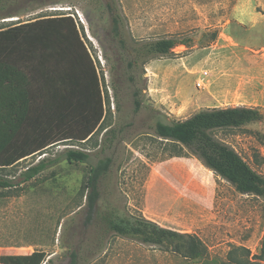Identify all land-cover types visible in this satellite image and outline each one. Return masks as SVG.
I'll return each mask as SVG.
<instances>
[{"label":"rangeland","instance_id":"1","mask_svg":"<svg viewBox=\"0 0 264 264\" xmlns=\"http://www.w3.org/2000/svg\"><path fill=\"white\" fill-rule=\"evenodd\" d=\"M106 1L0 0V27L60 13L77 21L106 106L109 99L111 113L102 125L116 130L123 125L111 148L103 149V130L98 128L90 138L72 137L0 170L12 177L41 156L56 162L17 189L0 188L5 191L0 194V254L39 251L47 264H68L76 249L79 264H221L234 246L247 248L250 258L259 255L264 196L237 192L187 148L155 136L150 125L153 114L170 122L213 107L244 105L264 114V0H113L134 39H191L188 47L177 45L173 53L145 64L143 107L137 114L125 88L116 97L111 88L114 54ZM12 62L8 83L22 106L54 124L65 107L55 111L49 101L58 97L45 93L41 98L26 90L31 58ZM212 134L264 174V119ZM67 147L85 150L88 161H67ZM105 156H112L113 165L99 182L98 212L89 221L82 185L88 168ZM112 210L193 233L205 244L206 254L190 258L176 251L179 240L156 245L106 231L97 216ZM258 261L264 264V257Z\"/></svg>","mask_w":264,"mask_h":264},{"label":"trees","instance_id":"2","mask_svg":"<svg viewBox=\"0 0 264 264\" xmlns=\"http://www.w3.org/2000/svg\"><path fill=\"white\" fill-rule=\"evenodd\" d=\"M104 9L109 16L108 35L114 54L110 66L111 88L116 97L124 87L125 93L132 97V111L137 114L143 107L145 87L141 80L144 79L145 64L173 53L177 45L188 47L191 39L160 37L136 40L113 0L106 1ZM81 34L77 21L67 13L42 15L0 27V170L13 167L29 156L42 155L49 147L72 137L90 138L98 128L103 130V149L111 148L123 130V125L117 130L110 124L102 125L111 113L109 99L107 96L106 106L100 78ZM22 57L32 60V78L30 82H24L26 90L41 98L45 93L58 97L57 101H49V106L55 111L60 109V112L65 107L60 119L52 125L47 123V115V120H40L22 106L20 96L9 86L8 77H12L15 66L12 61L17 62ZM65 98L70 100L64 102ZM116 104L120 109V103L117 101ZM51 110L48 109L49 112ZM41 112L45 114V110ZM153 117L154 123L150 128L155 136L187 148L190 154L228 181L237 192L264 196V174L255 171L232 146L212 134L214 130L239 128L263 120L264 114L258 108L244 105L213 107L170 122L154 114ZM63 157L75 162H87L89 158L85 150L74 147H67ZM54 163L44 155L37 162L24 166L17 176L0 174V188L6 191L17 189ZM112 165V156H105L88 168L82 189L86 191L85 209L89 221L98 212L99 182L110 172ZM97 218L106 231L135 236L143 243L160 245L179 240L174 249L184 251L190 258L203 256L207 251L197 235L162 227L143 216L120 215L112 210L98 214ZM227 255V261L221 264H260L258 260L264 257V240L259 255L250 258V251L243 246H234ZM44 259L45 254L39 251L29 255L0 254V264H47L49 259L46 262ZM68 264H79L77 249L70 253Z\"/></svg>","mask_w":264,"mask_h":264},{"label":"crops","instance_id":"3","mask_svg":"<svg viewBox=\"0 0 264 264\" xmlns=\"http://www.w3.org/2000/svg\"><path fill=\"white\" fill-rule=\"evenodd\" d=\"M167 162H172V161H167ZM177 162V161H176Z\"/></svg>","mask_w":264,"mask_h":264}]
</instances>
